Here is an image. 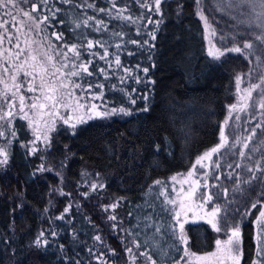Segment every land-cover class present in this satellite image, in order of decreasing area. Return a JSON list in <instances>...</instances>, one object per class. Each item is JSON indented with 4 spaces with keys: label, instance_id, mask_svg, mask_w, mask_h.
<instances>
[{
    "label": "trees",
    "instance_id": "trees-1",
    "mask_svg": "<svg viewBox=\"0 0 264 264\" xmlns=\"http://www.w3.org/2000/svg\"><path fill=\"white\" fill-rule=\"evenodd\" d=\"M33 2L24 0L19 7L31 11ZM113 2L116 9L108 13ZM151 2L49 0V7L60 9L57 19L50 18L40 26L44 31L34 29L33 35L50 42V48L57 52L65 43H105L109 61L119 55L121 64L130 71L125 73L115 64L108 69L106 61L93 55L103 53L97 46L81 50L84 62L93 61L89 67L93 75L81 73L75 79L85 88L87 83L103 84L102 89L93 87L91 92H102L100 101L107 108L124 107L132 115L95 118L73 132L62 129L50 146L34 155L29 151L26 122L16 118L12 125L5 124V135L0 136V146H5L8 153L7 164L0 165V264H132L126 239L138 244L135 250L147 253L146 257L156 264L181 260L185 248L212 250L217 234L208 222L186 223L187 245L176 238L169 225L175 223L173 209H178L168 204L166 197L173 199L170 178L192 168L198 157L219 145L222 130L228 143L205 161V167L199 166L197 189L204 192L207 182L213 193L211 203L220 205V215L226 216L230 224L239 223L241 264L257 261L258 212L250 204L264 201V182L251 178L255 175L264 179V174L250 173L248 168L255 164L264 167V114L258 113L259 96L264 97V44L256 39L262 30L250 23L254 17L244 9L234 6L225 11L219 7L220 0H202L199 5L196 0H165L161 4L163 17L143 6ZM99 8L106 11L99 12ZM121 9V18H117ZM201 10L215 28L216 43L224 49L225 55L219 59L207 51ZM11 11L19 12L16 8ZM41 13L50 15L43 6L33 15ZM128 15L132 21L123 18ZM86 17L94 19L86 27L75 26ZM149 19L161 23L157 26L148 23ZM96 20H102L104 26L96 25ZM54 29L63 35L62 40L52 35ZM153 32L155 40L149 35ZM132 40L139 43L133 44ZM245 43H252L253 48L242 53L226 51ZM116 44L121 47L116 49ZM68 55L71 58L73 54ZM101 67L108 72V79L94 71ZM144 68H148L146 74ZM237 77H242L239 88ZM256 84L260 87L252 91L250 106L243 111L233 110L230 118L231 106L242 104L241 97L247 96L245 89ZM77 91L81 94L82 90ZM145 95L147 100L141 98ZM237 115L239 120L235 119ZM226 119L228 125L224 124ZM85 172L98 178L102 186L91 189L84 182ZM204 172L207 177L202 175ZM157 180L162 184L157 185ZM249 180L251 183H246ZM53 186L58 190L52 193ZM67 190L71 191V199ZM117 201L113 209L111 205ZM51 205L60 215L44 234L48 245L37 246L36 238L50 222ZM258 207L264 209L262 204ZM245 211L249 214L241 220ZM101 253L103 260L97 259Z\"/></svg>",
    "mask_w": 264,
    "mask_h": 264
},
{
    "label": "snow or ice",
    "instance_id": "snow-or-ice-1",
    "mask_svg": "<svg viewBox=\"0 0 264 264\" xmlns=\"http://www.w3.org/2000/svg\"><path fill=\"white\" fill-rule=\"evenodd\" d=\"M24 2V0H0V8L9 9L5 12V16H11V8H16L23 17H26L28 21H30L29 24L25 25L23 21L19 23V26L17 25V21L15 16L12 17V27L16 28L17 32L21 31V28H27L29 32L33 31L34 29H40L41 31H44V29H41V25L45 24L51 19H57V13L60 12L59 8H53L49 7V0H38V2H34L31 4V11H25L23 8H20V3ZM64 3H70L71 0H63ZM165 0H152L151 4H145L144 7L148 8L150 12H154L161 17H163V12L161 10V4L164 3ZM197 4L199 5L202 3V0H196ZM40 6H43L44 10L49 12L50 15H33V13H36L40 11ZM239 7L244 9L246 13H248L250 16L254 17L253 21H250V23H254L256 27H259L262 31L261 34L256 37L257 40L261 41L262 44H264V0H220L219 7L224 9L225 11L231 10L233 7ZM87 7L92 8V4H88ZM116 9V4L113 2L112 7L108 9V13H111L112 10ZM259 9V11H257ZM99 12H105L106 10L104 8H99ZM124 11L123 9L117 11V18H121V12ZM200 19L205 21V27H208V21L206 16L203 14V11L201 10L199 12ZM124 19L128 21H132V16H124ZM94 17H86L83 20H79L76 23V27H86L90 20H93ZM58 23H63V20H58ZM96 25L104 26L102 20H96ZM148 23H154L157 26L161 23V20L152 21L151 19L148 20ZM0 28L4 29V33H0V45L3 44L4 40L6 39L9 44L13 43V35L8 34L7 28H6V22L3 21V18H0ZM101 30L100 28H97V31ZM52 35L55 37L56 40H62L63 35L60 33L53 32ZM152 40H155L156 36L155 33H150ZM16 43L15 48L18 49V51L13 52L11 49H6L5 52L0 53V56L5 57L4 63H0V84H3L4 90L2 93H0V101H2V105H0V136H4L5 133L3 131V128L5 124H11L12 117L14 115L13 109H16V111L20 114H22V119L27 120L29 124L36 123L35 119L30 117L28 112L25 111V108L27 107L29 110L35 109L37 110L35 115L36 116H53V115H59V112L57 110V106L64 108H70L73 112L77 111V109H85L87 108V111L92 114L89 116V118H93V116L96 117H110L113 115H132V112L129 109H126L124 107H113L110 110L105 111H98L99 106L95 103H91L90 105L87 104V101L83 96L76 97L74 96V92L76 89H81L84 92H88L92 100L102 99L103 93H92L91 90L93 87L97 89H102L103 84H95L87 83V87L85 88L80 82L71 80V77H80L81 73L87 74V76H92L93 71H89V67L92 65L93 61L89 59L87 62H84L81 59V50H90L94 47H99L103 49V53H93V55L98 56L100 60H104L107 62V68L111 69L113 64L117 68H120L123 70V72L128 73L130 70L126 67H124L121 64L120 56L115 55L114 60L109 61V52H108V46H106L105 43H102L99 40L92 41V40H85L81 42L78 46L77 43H71L67 44L65 43L61 50L59 52H56L55 49H53V52L50 53L48 51V48L52 47L51 43L49 42L47 47H45V43L43 40L39 42L40 47L32 50V49H26L21 48L19 43V37H15ZM133 44H138L139 42L136 40L130 41ZM148 41H144V44H147ZM25 44H27V40H25ZM116 49H119L121 46L120 44L115 45ZM149 47H155V45H149ZM253 44L252 43H245L243 47L236 46L231 49H227L226 51L236 52V53H242L246 49H252ZM69 53H72L73 55L71 58L69 57ZM127 55H133L132 52H128ZM209 55L214 57L215 59H219L220 56L225 55L224 51H221L217 49L216 51H213L211 48L209 49ZM24 57L23 60H21V57ZM55 56L61 57L60 60H56ZM137 67H139L137 65ZM154 67V65H153ZM51 68V71H50ZM95 72H98L100 75L103 76L104 79H108V72L105 68H96L94 70ZM142 71L146 74L148 72V68L142 69ZM22 75L23 77L27 78V82L24 80H20L18 77ZM137 81L139 80L138 77H136ZM37 80H39V83H35ZM242 80V77H237V87L239 88V84ZM121 83L124 82V79L122 78ZM261 84H264V78L261 79ZM260 85H250L249 88L245 89V91L248 94V100L251 99L252 91L259 88ZM28 92L36 93L41 92L45 103H39L41 97L36 96L31 98L32 102L25 105V97L23 94H21V89H25ZM17 97H18V103H17ZM142 99L147 100V96L141 97ZM241 100L244 101L239 108L237 105H232L230 109V118H231V112L233 110L235 111H243L247 109L250 105L248 103V100H245V97H241ZM84 101V102H82ZM132 104H135V100H131ZM75 105V107H73ZM259 108L262 110V114H264V97H262V102L259 103ZM48 109V111H42ZM144 111H147L148 109L145 107L143 109ZM64 121V123H69V121L72 119L71 116H69L67 119L64 117H60ZM236 120H239L240 117L237 115L235 117ZM77 120L80 122H83V116L77 117ZM54 124L55 121L52 122V126H49L47 122L44 123V127L46 131H44L42 134L40 133L39 128H34L33 132L35 133V139L31 141L32 147L29 148V151L32 154H35V152L38 150L35 147V144L37 141L41 139V136L43 137V140L45 143L49 142V136L48 132L54 130ZM225 125L229 124V120L226 119L224 121ZM72 127L75 128V124H72ZM257 127H260L258 124ZM255 134V129H253V135ZM11 136L15 137L16 133L15 131L11 132ZM221 137V143L217 145L216 147H213L210 151L205 152L202 156L198 157L195 161L196 165H201V167H205L203 165V161L205 160H211V157L213 154L218 153L221 148H224L225 145L228 143V136L225 134V131L222 130L220 132ZM249 140H251V136L248 137ZM236 143H239V140L236 141ZM25 147H28V145H25ZM244 147L247 148V143L244 144ZM159 150V149H158ZM241 156L244 155V153H240ZM8 162V153L0 147V165L7 164ZM215 167H219V164H216ZM195 169V165L193 166V170L189 171L187 173L188 177L193 176V171ZM41 170H43V167H41ZM248 171L250 173H254L256 171L261 172L264 174V167H262L260 164H255L252 168H248ZM204 177H207L208 173L204 172L202 174ZM173 181L176 180V177L173 176L171 178ZM216 179H219V176L216 177ZM251 179L255 180H261V182H264V179L261 177H256L255 175L252 176ZM157 185H161L162 182L157 180L155 182ZM197 187H200L199 180L193 181ZM246 183H251V180L246 181ZM97 185L93 184L92 188L95 190ZM205 191L200 194L199 197V203H197L196 207L201 209L203 215L202 218H207V222L212 226L213 229H215L216 232H221L222 229L225 233H227V239L220 240L217 239L215 241L216 245V251L211 253H206L204 255H197L196 253L190 252L187 248L184 249V257L181 259H184L185 257H191L187 261V264H241V260L243 257L242 247H241V228L239 223H229L226 216H221V207L219 204H213V207L210 211L205 209V205L213 202V193L210 190V187L208 186L207 182L203 185ZM237 191L240 189L237 188ZM225 193L227 192V189L224 190ZM184 189L181 186L179 193H183ZM179 193L177 194V197L179 198ZM196 193V188H190L189 192L186 194L187 199L191 201L192 197ZM166 201L168 204L176 205L177 200L176 199H170L166 197ZM119 202L117 201L116 204L111 205L113 209L117 206ZM258 204L264 205V201L257 200L255 202H251L250 207L252 209H256L258 212V216L255 218V223L257 225V234H256V241L258 244L257 248V261L255 264H264V209L261 207H258ZM70 207V206H69ZM180 210L173 209V219L175 221L174 224H170L169 227L173 229L174 232H176V238L187 245L188 239L187 234L184 232V222H181V214L182 212H186V205L184 203L183 199H180L179 204ZM107 210V209H105ZM187 210H191L190 206H187ZM68 209H65V212H67ZM236 212H240V209H236ZM249 213L248 211H245L242 214L241 220L243 219V216H247ZM60 219H63V216L59 217ZM111 220H116L115 216L109 217ZM186 219V216H185ZM235 221V218H233ZM178 229V231H177ZM156 231L159 232L160 229L157 227ZM52 236H55L56 233L52 232ZM44 233L41 232L37 239L35 240V244L37 246H47L48 241L46 239H43ZM95 239L97 241H100V236H96ZM136 247H139L137 244ZM91 252V249H89ZM127 251L129 253L132 252L131 248H128ZM142 255L147 256V253H141ZM102 255V254H101ZM100 257H97L99 259ZM151 259L150 257H148ZM136 257L133 256V260H135ZM106 264V262H104ZM151 264H156V262L153 260L151 261Z\"/></svg>",
    "mask_w": 264,
    "mask_h": 264
},
{
    "label": "rangeland",
    "instance_id": "rangeland-1",
    "mask_svg": "<svg viewBox=\"0 0 264 264\" xmlns=\"http://www.w3.org/2000/svg\"><path fill=\"white\" fill-rule=\"evenodd\" d=\"M8 10L9 9L0 8V18H3V21L6 22V28H7L8 34L13 35L14 39H13V43L12 44H9L8 41L5 39L4 42H3V44L0 45V53L5 52L6 49H11L13 52L18 51V49L15 48V43L17 42L16 39H15V37H19V43H20L21 48L32 49V50H35V49L39 48L40 47L39 42L41 41V39L40 38H36L35 35H33L34 34V30L31 31V32H29L27 30V28H24V31L21 28V31L20 32H17L16 31V28L12 27V23H11L13 16H15L18 26H19V23L21 21H23V23L25 25L29 24L30 21H28L26 17H23L20 12H15V14H12L11 16H5V12L8 11ZM207 21H208V19H207ZM203 22H204V28H205L206 44H207V51H208V53H209V49L210 48L213 51H216L217 49H219L221 51H224V49L222 47H220L216 43V40H215V33H216V31H215L214 26H212V24L208 21V27H205V21L203 20ZM0 33H4V29L3 28H0ZM25 40H27V44H25ZM44 43H45V47H47L48 44L45 41H44ZM48 51L50 53H52L53 52V49L48 48ZM4 59H5V57L0 56V63H4ZM23 59H24V57L22 56L21 57V60H23ZM55 59L56 60H60L61 57L55 56ZM50 71H51V68H50ZM18 78L20 80H24L25 82H27V78L23 77L22 75H20ZM70 79L71 80H74V81H77L75 79V77H71ZM35 83L38 84L39 83V80H37ZM3 90H4L3 84H0V93H2ZM77 90H79V89H77ZM77 90H75L74 96H76V97L83 96L85 98V100L87 101V104L88 105H90L91 103L97 104L99 106L98 111L110 110L109 108H107L106 104H104V103H102L100 101V99L92 100L88 92L80 91L81 92V94H80V93H78ZM21 94H23L24 97H25V105L26 106L32 102V99L31 98L36 97V96L41 97L39 103H45L46 102V101H44L43 96H42L41 92H39V91L36 92V93H32V92H28L26 90V88H25V89H21ZM246 95L247 96L245 97V100H248V94H247V92H246ZM259 98H260V102H262L261 101V98H262L261 95L259 96ZM18 102L19 101H18V97H17V103ZM82 102H84V101H82ZM0 105H2V101H0ZM240 105L241 104H237L238 107ZM73 107H75V105H73ZM259 109H258V113L261 116L262 113H260ZM57 110L59 112V115L58 116L57 115H53V116L44 115V116L41 117V116H36L35 115V113H36L37 110H35V109L29 110L27 107L25 108V111L28 112L29 116L32 117V118H34L35 121H36V123L29 124V122L27 120H24L23 119L26 122V124H27L28 130H29V134H30L29 141H28L29 148L32 147V145H31L30 142L35 139V133L33 132V129L38 127L39 130H40V133L42 134L44 131H46V129L44 127V123L47 122L49 126H52V122L55 121L54 130L48 132L49 142L48 143H45V141L43 140V137L41 136V139L39 141H37L36 144H35V147L38 149L35 153H37L39 151L40 152H43V150H45L48 145L50 146V142L52 141L53 138H55V136L57 135V133L60 130L63 129V130H68L70 132H73L78 125H80L82 123H85V122H87L89 120H92V119H95V118H99V117H96V116H93V118H89V116L92 115V114H90L87 111V108H85V109H77V111L73 112L70 108H67L66 109V108L60 107L58 105L57 106ZM42 111H48V109H45V110H42ZM13 112H14V115L12 117V122H11L10 125L13 124V122H14V120L16 118H22V114L18 113L16 111V109H13ZM256 113H257V110H256ZM69 116L72 117V119L69 121V123H64V121L62 119H60V117H64L65 119H67ZM80 116H83V122H80V121L77 120V117H80ZM0 123H3V122H0ZM72 124H75V128L72 127ZM0 147H2L7 152V149H6L5 146H0ZM205 161L202 162L203 165H204ZM41 164L43 165V163H41ZM199 166H201V165H196L195 164V169L193 171V176L192 177H188L187 173L189 171H192L193 170V167L190 168L189 170H187L186 172H184L183 174L174 175L176 177V180L175 181H173L171 179L173 176L170 178V181H171V187H170V189H171V192H172L171 194L173 196V199H176L177 200L176 208L178 210H180L179 209L180 199H183L184 200V203L186 205V212H182V214H181V222H184V232L185 233H187L186 230H185L186 223H188V222H198V221H205V222H207V218H202L203 213H202L201 209H199L198 207H196L197 203L200 202L199 201V197H200V194L202 192H199L198 189H197V186L194 183H192L193 181H196L197 180L196 179V176H197L196 173H197V170L200 168ZM57 167H56L57 171L62 172V169L57 168ZM83 177H84V182L85 183H88L91 189H93L92 188V185L93 184L97 185V187L102 186V184L100 183V181L98 180V178L91 176V173L89 175V174H87L85 172V175H83ZM181 186L184 189V192L183 193H179V190H180ZM190 188H196V193L192 197L191 201H189L187 199V196H186V194L189 192ZM56 190H58V188L56 186H53L52 187V193L53 192H56ZM178 193H179V198L177 197V194ZM67 194L69 195V198H70L71 191L67 190ZM17 201H19V200L17 199ZM187 206H190L191 207V210H187ZM51 207H52V205H51ZM212 207H213V204L212 203H209V204L205 205V209H207L208 211H210ZM57 213L58 212H56V208L55 207L54 208L52 207V209L49 211V220H50V222L48 223V226L46 228H44L41 232H43L44 234L45 233L46 234L49 233L48 232V229L51 226V223H52L53 219L56 218V217H58L60 215V214L57 215ZM185 216H186V219H185ZM257 230L258 229H257V225H256V233H255V235L257 234ZM216 234H217L216 240L217 239H220V240L227 239V233H225L223 231V229L219 233L216 232ZM126 242H127L128 248H131L132 249V252L131 253L128 252V255H129V258L131 259V263L132 264H151V261L152 260H150L148 257H146L144 255L142 256V254H140L139 252H137V250H135L136 249L135 248L136 245L134 244V242L132 243V241L130 239H126L125 243ZM241 247H242V234H241ZM187 249L190 252L196 253L197 255H204L206 253H211V252L216 251V245L213 247L212 250L205 251V252L194 251L191 248H187ZM101 254H100L99 257H100V259L103 260L104 259V257H103L104 256V253H101ZM133 256L136 257L135 260H133ZM189 259H191V257H185L184 259H181V260H179V261H177L175 263H172V264H187V261ZM241 262H242V260H241Z\"/></svg>",
    "mask_w": 264,
    "mask_h": 264
},
{
    "label": "water",
    "instance_id": "water-1",
    "mask_svg": "<svg viewBox=\"0 0 264 264\" xmlns=\"http://www.w3.org/2000/svg\"><path fill=\"white\" fill-rule=\"evenodd\" d=\"M43 15H47V14L46 13H43L42 16ZM53 32L59 33L56 29H54Z\"/></svg>",
    "mask_w": 264,
    "mask_h": 264
}]
</instances>
